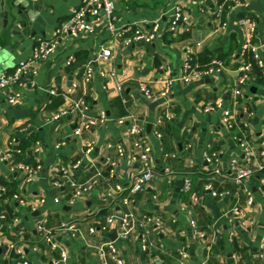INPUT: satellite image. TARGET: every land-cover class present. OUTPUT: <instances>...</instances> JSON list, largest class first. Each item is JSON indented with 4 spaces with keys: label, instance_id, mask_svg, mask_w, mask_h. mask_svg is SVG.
<instances>
[{
    "label": "crops",
    "instance_id": "0c3cea01",
    "mask_svg": "<svg viewBox=\"0 0 264 264\" xmlns=\"http://www.w3.org/2000/svg\"><path fill=\"white\" fill-rule=\"evenodd\" d=\"M115 1L114 23L118 28L142 23L149 30L159 23L161 36L151 44H126L109 34L103 25H97L93 34H82L77 39L64 34L47 60L34 63L38 73L24 80L17 103L0 101V150L9 151L14 142L22 150V155L29 157L35 148H39L38 159L42 165L37 178L26 184L16 170L15 157L9 162H0V188L15 187L23 197V203L13 204L14 212L20 217L15 227L4 233L5 224L0 223V262L12 264L9 262L10 242L19 241L23 232L27 241L36 242L39 239L37 226L46 219L47 227L54 230L56 242L69 253L73 264H99L94 247L108 241L116 243L125 264H179L180 252L188 255L184 264H264L258 258L264 243V181L261 174L249 180L254 205L248 209L247 216L254 226L229 225L225 212L236 204L244 208L246 198L238 193L235 183L208 175L211 166L203 159V152L209 144V153L219 154L221 173L229 178L231 162L243 158L233 132L222 121L223 110L206 113L204 107L216 102H221L224 109L235 106L233 85L238 77L235 67L246 41V30L237 24L241 18L255 20V43L261 46L260 54L264 58V0H240L227 13V27L222 31H217L220 27L216 18L217 0ZM82 2L0 0V76L32 60L37 42L42 38H54L56 29ZM19 5L26 8L25 13L19 14ZM175 7L182 8L187 20L171 29ZM101 49L111 50V58L98 60ZM190 52L199 58L204 53L224 57L227 72L220 78L191 84L179 82ZM70 59L73 63L68 66ZM90 64L95 66V76L84 87L81 78ZM101 71L106 76H101ZM168 80L175 81L169 100L158 95L162 84ZM140 83H146L152 89L153 98L142 96ZM52 90L64 100L56 108L52 104L57 95H52ZM243 95V102L254 108L257 119L253 122L252 132L248 130L249 139L259 142L264 120V86L255 83L245 89ZM80 98H86L90 103L86 117L94 118L101 111L108 116L104 127L81 137L74 133L77 119L74 114L54 120L55 114L70 110L73 101ZM168 112L170 119L158 126L157 119ZM131 116L139 120L142 133L127 142L125 134ZM155 131L161 132L162 138H157ZM91 140L96 146L86 157V145ZM135 141H146L153 147V163L158 175L131 206L105 200V190L111 184L106 178L73 207L64 201L68 190L62 192L54 188L51 175L56 168L60 164L70 166L75 160L81 162L74 172L76 180L81 183L89 181L96 174L93 166L104 169L107 159L116 157L108 149L109 144L124 147L125 156L116 158V179L128 184L140 166L133 160ZM60 142L65 145L57 149ZM191 162L195 163L193 167H190ZM260 164L257 160L252 167L258 169ZM167 169L171 170V175L166 174ZM108 172L107 169L104 174ZM185 173H192L193 184L189 193L183 191L184 176L181 174ZM180 181H183L182 186H178ZM209 181L215 191L230 195L213 197L205 190ZM56 199L61 200L60 204L54 202ZM40 200L45 202L40 204ZM38 203V210L33 211ZM128 212L139 221L144 215L163 220L169 229L167 234H159L151 227L150 241L154 245L163 243L167 254L155 249L153 254L144 253L140 242L142 234L138 230L127 240L119 237L123 215ZM109 216L114 217L115 223L104 230ZM192 220L206 235L213 228L221 229L222 240L212 252L206 249L208 237L201 238L192 231H188L186 237L177 233L180 228L188 229ZM64 223H78L81 236L72 239L68 233L61 232L59 228ZM91 228L96 229L95 235L90 234ZM24 247L32 264H54L58 256L48 245L42 246L46 253L34 252L28 244ZM108 261V264H116Z\"/></svg>",
    "mask_w": 264,
    "mask_h": 264
},
{
    "label": "built area",
    "instance_id": "2783aa9c",
    "mask_svg": "<svg viewBox=\"0 0 264 264\" xmlns=\"http://www.w3.org/2000/svg\"><path fill=\"white\" fill-rule=\"evenodd\" d=\"M240 3V0H217L216 18L220 21V27L217 31L225 30L227 23L222 21V15L226 11H230L234 6ZM116 1L115 0H83L82 4L72 13L71 17L63 22L55 32V37L52 39L42 38L37 42L33 59L24 63L19 64L13 72L3 73L0 76V101L7 100L9 104H16L20 98L21 88L25 85L24 80L29 76H35L38 73V68L34 65L35 62H43L47 60L57 49L59 41L64 34L77 39L82 34H93L97 25L105 26L107 32L115 37L117 40H121L126 44H134L136 42L154 43L162 34V26L159 23H155L151 29L147 30L145 25L132 24L125 28H118L115 21ZM187 18L181 7L173 8V17L171 23V29L176 28L186 22ZM238 26L246 30V41L240 51V59L236 62L235 71L238 73L237 80L233 85L234 95V107L224 109V105L221 102L209 104L204 107L206 113H213L218 110H223L222 121L229 131L233 132V139L239 144L243 151V158H235L231 162L230 177H226L221 173L220 170V156L218 153H209L210 145L207 144L204 152L203 159L210 164L211 168L208 175L222 177L223 180L228 179L237 186L238 193H242L245 198V207L241 208L238 204L229 208L224 216L229 225H239L244 228L253 227L254 223L249 220L247 216L248 209L254 205V194L249 185V180L256 175H260L264 171V120L260 128L261 136L259 142L250 140L246 130L252 132L253 122L256 117V113L253 107L244 101V91L249 89L255 84L256 74L255 70L260 71L261 86H264V58L260 54L261 46L255 43L257 36V24L255 20L250 18H241L237 22ZM249 55L252 60L246 59ZM111 50L101 49L97 58L98 60H108L111 58ZM73 60L70 59L67 65L70 66ZM228 66L225 65L224 61L218 56H212L211 60L203 64L199 57L195 56L192 52L186 57L183 71L178 81L183 84H191L197 81H203L212 78H220L227 72ZM101 76H106L104 71L100 72ZM95 76V66L90 64L84 71V75L81 78V83L84 87H87ZM175 83L173 80L165 81L162 84V90L159 94L162 98L170 99L172 86ZM139 90L142 96L147 98H153L154 93L152 89L146 83L139 84ZM52 95H56L55 91L50 92ZM90 103L86 98H80L73 101L70 110L58 112L54 116V120L61 119L67 115L74 114L76 118L75 135L83 136L86 133L91 132L94 129L104 127L108 122V116L105 111H101L94 118L86 117L89 112ZM243 118H240V117ZM171 114L168 112L165 116H160L157 119V125L160 126L164 120H169ZM122 124L123 121H120ZM243 125V126H242ZM241 133L239 135L238 133ZM142 133L141 124L139 120L131 116V124L125 134V140L129 142L133 138L140 136ZM157 138H162L161 132L155 131ZM65 142H60L56 145L57 149L62 148ZM17 143L12 142L10 144V150L3 152L0 150V162H9L15 157V153L22 154V150L16 149ZM96 143L89 141L86 145L84 155L89 157L95 149ZM108 149L112 150L116 157L107 159L105 168L102 169L97 166H93L96 174L87 182H78L74 176V172L79 169L81 162L77 161L70 166L60 164L53 175H51V182L54 188L58 191L68 193L64 195V201L70 207H73L75 203L83 198V196L90 194L95 190V187L101 180H108L111 182L108 189L105 190V200L117 202L124 206H131L137 199V196L142 193L147 186H149L153 180L157 177L158 172L153 163V147L146 141H135L133 145V160L139 163V171L135 173L128 184H124L116 179V168L118 166L116 158L125 156L124 147L122 144H109ZM39 148H35L33 156L37 162L36 165L19 163L16 165L18 170L23 177V181L26 184L32 183L42 170V165L38 159ZM259 160L261 162L260 167L255 169L252 167L253 162ZM195 165L191 162L190 167ZM108 169V174H104V171ZM167 175H171V170H166ZM184 176L183 191L189 193L192 190V173L181 174ZM106 178V179H105ZM205 190L209 192L213 197L225 198L230 194L228 192H217L215 191L211 183L206 184ZM0 192H6V189L1 187ZM236 196L238 194L236 193ZM14 202L23 203V197L17 192L11 203ZM45 200H40V204H43ZM56 204H60L61 200L56 199ZM39 203L33 207V211L38 210ZM1 207V205H0ZM7 213L0 209V223L6 225ZM20 217H15L12 223L8 226L12 230L15 225L19 222ZM47 220H43L37 226V233L39 239L36 242L27 241L24 232L21 234L19 241H12L9 245L10 256L9 262L12 264H32L26 255L25 245L28 244L32 251L38 253H46L42 249V246L48 245L52 252H57L58 256L54 260V264H73L69 253L56 242L54 238V230L47 227ZM107 230L109 226H113L115 219L112 216L106 218ZM175 223V221H173ZM153 227L154 231L159 234H167L168 227L164 224L160 217L154 215H144L141 220H137L133 213L128 212L123 215L121 229L119 237L122 240H127L137 230L141 232L142 238L140 242L142 245V251L144 253L153 254V249L162 254H167L163 243L154 245L150 241V228ZM58 230V229H57ZM61 232L68 233L72 239H77L81 236L78 223H64L59 228ZM188 231H192L195 235L201 238L208 237V244L206 249L208 252H212L213 248L217 245L220 236L223 234L221 229L216 227L210 231L209 235H206L198 230L197 223L195 220L191 221L189 228L178 229L180 236L186 237ZM90 234L95 235L96 229L91 228ZM231 239V238H230ZM96 250V256L99 260V264H108L109 259L114 261L116 264H125V262L119 256L117 245L113 241L103 242L94 247ZM180 258L178 259L179 264H184V261L188 259V255L185 252L179 253ZM258 258L261 262H264V243L262 244ZM10 264V263H9ZM85 264V263H78ZM225 264V263H223Z\"/></svg>",
    "mask_w": 264,
    "mask_h": 264
},
{
    "label": "trees",
    "instance_id": "16d2710c",
    "mask_svg": "<svg viewBox=\"0 0 264 264\" xmlns=\"http://www.w3.org/2000/svg\"><path fill=\"white\" fill-rule=\"evenodd\" d=\"M227 13H228V11H226L222 15V21H224V22H225V17L227 15ZM219 57L222 60H224V57H222V56H219ZM211 58H212V55H208L207 53H204V54H202L200 56L199 59H200L201 63L206 64V63H208L211 60ZM246 59L252 60V58L249 55H247ZM252 62H253V60H252ZM255 74H256V81H255V83L261 84L260 71L258 69L255 70ZM63 102H64L63 98L62 97H59L57 95L56 98H54V100H53L52 107L53 108L59 107L60 105L63 104ZM244 131H247V133H248V130L245 129ZM238 134L241 135L240 132ZM16 149H20V147L19 146H16ZM15 154H16L15 155V159L17 161L16 165L19 164V163L33 164V165H36L37 164V162H36V160H35V158H34V156L32 154H30L29 157H25L22 154H17V153H15ZM21 160H24V161H21ZM19 161H21V162H19ZM76 161L77 160H75L74 162H76ZM105 175H106V173H105ZM261 177H262V180L264 181V171L261 172ZM209 183H211V182L209 181ZM1 187H3V188L6 189V192H4V193L0 192V202H1L0 209L3 210V211H6V213H7L6 225L2 228V230L4 231V233H7L8 231H10L8 226L12 223V220L15 217H19V215L14 212V205L11 203L13 196L17 193V189L15 187L12 188V189H9L7 186H1ZM219 239L220 240L218 241V244L222 240L221 237ZM0 264H6V263L0 262Z\"/></svg>",
    "mask_w": 264,
    "mask_h": 264
},
{
    "label": "water",
    "instance_id": "95a60500",
    "mask_svg": "<svg viewBox=\"0 0 264 264\" xmlns=\"http://www.w3.org/2000/svg\"><path fill=\"white\" fill-rule=\"evenodd\" d=\"M18 8H19V14H23V13L26 12V8H25L24 6L19 5ZM27 17H28V16H27ZM255 122H257V119H255ZM182 185H183V181H180V182L178 183V186H182ZM115 236H116V234L114 233V235H113V239L116 238Z\"/></svg>",
    "mask_w": 264,
    "mask_h": 264
}]
</instances>
